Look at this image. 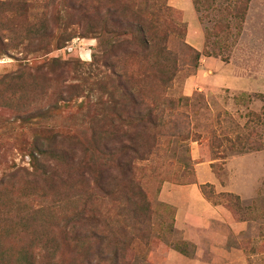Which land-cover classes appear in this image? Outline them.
Segmentation results:
<instances>
[{"label":"rangeland","instance_id":"obj_1","mask_svg":"<svg viewBox=\"0 0 264 264\" xmlns=\"http://www.w3.org/2000/svg\"><path fill=\"white\" fill-rule=\"evenodd\" d=\"M173 1L0 0L3 264H17L33 230L55 238L60 264H95L93 239L81 245L70 232L75 211L112 224L116 264H164L171 250H193L160 193L195 182L194 147L199 162L216 161L222 186L225 161L252 154L232 174L241 192L254 185L251 198L213 186L205 194L247 222L238 238L248 264H264V0H189L195 25ZM138 17L155 21L148 50L136 40ZM131 83L154 118L133 139Z\"/></svg>","mask_w":264,"mask_h":264},{"label":"crops","instance_id":"obj_2","mask_svg":"<svg viewBox=\"0 0 264 264\" xmlns=\"http://www.w3.org/2000/svg\"><path fill=\"white\" fill-rule=\"evenodd\" d=\"M173 6L183 11L189 25L191 22L194 24V7L189 0H174ZM193 47L201 52L204 45L200 41ZM204 71L207 69H203ZM239 90L247 89L241 86ZM249 158H252V154L232 157L225 161L224 167L232 177L230 176L222 186L213 169L216 161L208 159L209 161L199 162L200 149L194 147L192 160L196 162L195 182L180 185L167 182L163 185L160 199L175 209L174 226L182 234L183 240L193 246L194 253L188 257L179 251L171 250L164 264H248V255L238 238L246 230L247 222L237 220L226 205L209 201L201 187L211 185L217 193L238 194L245 199L251 198L255 194L252 183L246 185L243 192L242 188L232 187L233 172ZM261 164H264L263 160Z\"/></svg>","mask_w":264,"mask_h":264},{"label":"trees","instance_id":"obj_3","mask_svg":"<svg viewBox=\"0 0 264 264\" xmlns=\"http://www.w3.org/2000/svg\"><path fill=\"white\" fill-rule=\"evenodd\" d=\"M72 1L78 2V0H72ZM73 9L76 11V8H73ZM138 19L143 24V26H142V29L141 28L138 29V37L137 38L135 37V38H136L138 43L145 46L146 49L148 50L154 45V43H153L154 38H152V41L149 40L148 38H150L152 36V32H155V30H154L155 21L153 20L152 17H150V18L138 17ZM43 30H45V29L43 28ZM38 32H40V29L37 31V34H38ZM150 32H151V35L146 36V33L150 34ZM140 36H141V38H140ZM132 38L134 39V37H132ZM130 44H132V43H130ZM42 50H43V52L47 51L45 48H42ZM47 53H49V52H47ZM196 56H200V53L197 51H196ZM127 78H129L130 80L132 79L131 76H129V75L127 76ZM131 87H132L131 88L132 91H130L127 96H128L129 101H130L131 114L135 115V116L132 119L125 120L124 124L126 122H128L127 126H131V125H133V123H136L135 125L130 127V128H132L131 131L125 130L128 134H131L128 136V138L133 139V137L135 136V133H134L135 130L139 126H141L144 129L146 124H153L154 118H152V116H149L148 113H150V111L146 112L148 115L142 114L140 107L142 105H146V102L143 99H140V98L138 99L136 97L133 90L136 91L138 89L136 88L134 83H131ZM261 98L264 99V96H261ZM50 110L54 111L55 107H51ZM147 116H148V118H147ZM263 123H264V120H263ZM125 131L123 132V134L118 133L119 135L117 136V138L121 139L122 137H127V136H124ZM226 140L228 142L230 141L229 139H226ZM129 141H132L134 143L136 140H129ZM104 150H107V149H104ZM247 150H250V149H248V148L242 149L241 152H247ZM41 153H42V154H40L41 156L51 155L52 157H54V155H55L54 153H51L49 151H42ZM31 156H32L31 157V162H32L31 164L33 165V168H35V169L41 168V165H40L41 164V160H40L41 156H37L34 154H32ZM125 176H127V173H125ZM211 187H212L211 185H205V186L201 187L202 192L206 198H207V196L205 194V189L211 188ZM227 195L230 196V194H227ZM207 199L210 201L209 198H207ZM42 211H43L42 207L39 206V207H35L33 213L37 214V213H40ZM88 214H90V210L84 211V212L75 211V215H74L73 221L71 223L72 225H69V226H71V231H70L71 234L76 233V236H78L81 245L86 244V241L90 240V238L93 239V241L95 242V248H94L95 250L94 251L96 252V254L91 252L90 255L92 256V258H94V260L97 259V262L95 264H116L118 261L117 250L115 249L114 251H112L110 253L107 252L108 248H107L106 242L109 239V237H111L110 236L111 231L108 232V230H107L109 223H107L106 220H104V217L102 218L100 215H96V214L88 215ZM174 216H175V209H174ZM109 228H111V229L114 228L111 223L109 225ZM105 229H106V231H105ZM53 241H55V238H53L50 242V239H48V237H46L43 233L40 234V233L36 232V230H33V232H31V234L28 235V244L27 245L29 246V249L28 250H22V252L20 253L21 257L18 256L16 259L17 264H60V257H59V253L57 251L58 246L52 245ZM1 242H2V240H1V236H0V264H3V262L6 260V253L4 250H8V249H2L1 248L2 247ZM87 251H89V250H87ZM177 251L181 252L182 254H184L188 257H191L194 254L193 250L188 251V250H184V249L183 250L178 249ZM7 259H9V258L7 257Z\"/></svg>","mask_w":264,"mask_h":264}]
</instances>
